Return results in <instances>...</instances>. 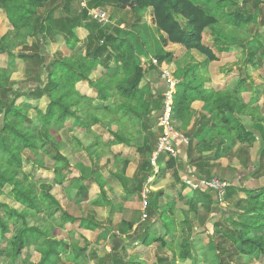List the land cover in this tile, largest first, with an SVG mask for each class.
I'll return each instance as SVG.
<instances>
[{"label": "trees", "instance_id": "1", "mask_svg": "<svg viewBox=\"0 0 264 264\" xmlns=\"http://www.w3.org/2000/svg\"><path fill=\"white\" fill-rule=\"evenodd\" d=\"M247 1L113 0L118 9H129L133 13L139 9L149 10L150 21L162 34V45L170 42L204 55L201 62L188 65L181 76L173 70V74L179 78L175 86L173 113L179 108L188 112L194 100L204 102L209 109L210 125L192 147L198 151L215 148L212 160L222 157L225 149H231L237 143L252 146L257 140L256 133L261 143L260 157L264 156V118L254 132L241 117L243 114L253 116L247 107L258 98L243 102L242 81L238 83V88L209 89V78L205 75L209 63L217 60V56L213 48L204 43L203 34L212 30L211 26L218 22L220 13L227 11L228 7L233 9L227 11L226 21L233 27L252 22L256 13L241 8ZM48 2L52 0H0V10L5 13L11 26L0 37V52L8 56L7 68L0 70V262L3 256L10 264L14 263L25 250L44 238L45 249L41 250L35 264H57L58 258L53 252L49 230L65 229L68 224L70 228L67 233L70 236L76 233L85 242L82 247L76 243L70 245L75 250L71 257L77 260L75 264L80 263L79 257L88 263L91 254L96 260L95 264H149L142 257L143 250H136L135 244L145 249L156 245L157 259L151 264H178L180 260H190L192 264H231L228 250L223 245L226 243L234 254L264 259V177L261 175L255 177L254 184L231 185L227 188L225 198L229 199L240 192L244 194L237 200L236 207L244 204L245 209L241 208L233 214L226 209L219 213L220 217L211 224V234L216 242L212 249L204 248L199 253L194 250L190 220L176 219L177 201H183L184 198L179 195L161 207L156 203L160 191L148 196L144 209L146 218L134 228V222L121 220L117 228L101 230L94 241L98 243L99 235L103 243L107 237L111 238L110 241L116 237L121 239L119 246L111 243L110 250L104 248L101 254L96 252V246L89 248L92 242L82 231H96L99 225L85 217L70 214L51 191V184L38 186L46 178H37L24 170V152L31 154L27 159L38 169H48L41 163V155L49 157L54 167L48 181L74 187L76 193L73 199L76 202L89 201L97 207L106 205L110 208V215L112 204L105 189L107 180L98 170L97 159L102 156L103 147L110 150L113 145L121 144L134 148L143 157L141 168L134 176L136 187L132 190L127 188L128 179L118 167L119 162L123 164L126 160L119 154L112 156L115 170L110 171L107 179H117L127 193L141 190L143 181L149 175L151 154L157 144L150 117L153 99L147 97L150 93L145 79L146 66L142 64L139 51L126 33L112 32L88 16V7L98 6L101 0H91L86 8H81L77 13L60 17H54L48 11L44 15L40 14L39 9L45 8ZM63 2V6L68 7L72 0ZM137 19L141 20L140 16ZM77 30L86 33L83 39L78 36ZM56 33L62 34L63 46L67 51L55 52L47 59L44 57L46 51L41 54L42 50L39 49H45L47 35L53 34L54 38ZM29 38L34 40L36 53L24 48ZM254 40L251 38L248 44ZM30 46L34 47L32 44ZM14 47H20V50L15 53ZM155 56L160 67H168L173 52L166 51ZM18 57L27 62L38 59L39 73L31 79L33 84L27 89L21 86L13 88L7 81L8 73L5 71L11 73ZM244 62L253 67L258 64V58L250 47L246 48ZM199 68L203 70V75L200 81L190 86L189 75L192 77L191 72ZM95 71L99 72V76L93 79L91 74ZM79 82H87L93 94L80 92L77 88ZM22 97H27V100L19 101ZM42 98L45 99V107L41 109L34 106L33 101ZM30 109L35 110L34 117L30 116ZM258 120L261 121L259 116ZM95 125L105 129L109 137L103 139L101 134L93 130ZM76 128L82 130V136H71L72 149L85 152L89 158L91 166L87 173L79 162L72 165L60 152L64 143L59 139V134L65 129ZM218 134L227 137L229 144L226 148L224 138H218ZM86 136L89 137L88 142ZM90 148L95 153V160ZM173 164L174 159L170 158L167 167L171 168ZM210 175V171H207L206 178H210ZM161 177L158 171L148 186L156 185ZM94 183L98 186V192L90 195ZM7 184L11 188L5 193ZM4 194L12 205L1 200ZM203 197L198 198L197 202H183L186 208L183 207L182 211L196 214L199 210L198 201L205 203L206 198H212L209 194ZM38 214H45L50 219L49 227L29 224V220ZM17 220H21V224L11 232L9 222L16 223ZM164 251L169 252L170 256L162 255Z\"/></svg>", "mask_w": 264, "mask_h": 264}, {"label": "rangeland", "instance_id": "2", "mask_svg": "<svg viewBox=\"0 0 264 264\" xmlns=\"http://www.w3.org/2000/svg\"><path fill=\"white\" fill-rule=\"evenodd\" d=\"M86 1L72 0L68 7H65L63 6V0H52L51 3L48 2L46 4L45 8L39 9V12L40 14L44 15L48 11L49 14H52L54 17H60L65 14L73 15L79 11L80 7H82L81 3H84ZM100 7V9L106 12L107 20L96 22H98L101 26L108 28L112 32L123 31V33L121 34L126 33L127 37L135 45L139 53L143 54L144 56H148L150 54L151 58H155V55L164 54L166 51H168L160 42L161 34L150 21L147 10L139 9L133 13L129 9H118L115 7L113 0H104L101 3ZM241 8L248 12L256 13V18L252 22L242 27L235 28L233 27V25H230L226 21L228 17L227 11L233 9L228 7L227 11L224 10L220 13L218 22L211 26L212 30L207 31L203 34V41L204 43L211 46L217 53L218 60L213 62V67L214 70L221 68L224 71L223 76H221L223 77L222 79H224V76H228L227 78L225 77V81L228 83V86L230 88H238V83L242 81V86L244 87V90L242 92H244L246 90V86L249 87L251 82L252 84H256L258 86V90H256V97L258 98V101L261 97L260 102L263 103L264 107V0H261V2L258 3L257 0H248L246 4L241 6ZM137 16H140L141 20H138ZM5 27H9V24L5 18V13L3 11H0V36H2V34L6 33V31L8 30ZM60 34L61 33H56L54 38L53 34L47 35L45 49H39L40 51L42 50L41 54H44V52L46 51L44 57H46L47 59L51 58L55 52L67 51V48L63 46V38L61 36L62 34ZM209 36L215 39H213V41H210ZM251 38H254L255 40L253 41V43L248 44V41H250ZM31 44L34 45V47H31ZM247 47H250L251 50L255 53V56L258 58V64L256 67H253L248 62H244L246 58ZM24 48H26L27 50L30 49L32 53H36V45L33 39L29 38L28 43H26V46H24ZM13 50L15 53H17L20 50V47H14ZM172 51L176 56L173 59H175L176 61L171 59V61H169L167 65L170 70H175L176 75L178 76L183 73V68L186 66L183 65L185 62H191L193 60L195 61L198 57H200V54L197 53V51L185 50L179 45L177 47H173ZM189 64L190 66H192L194 63L191 62ZM7 66L8 56L5 52H0V70L6 69ZM39 68L40 67L38 66L37 58L32 59L31 62H27L18 57L15 59V65L11 73L5 71V73H8L7 81L12 85L13 88L21 86L24 89H27L28 87L32 86L33 83H31V79L37 77ZM199 70L192 71V77L191 75H189L188 80L190 82V86H193L198 81H200L201 75H203V71L199 72ZM243 95L244 97H248V93H243ZM21 100L26 101L27 97H22L19 101ZM33 104L34 106H38L41 109H43L46 105L44 98L33 101ZM29 113L31 117H34L36 112L34 109H30ZM69 122L70 121H68V123ZM71 131L72 130L70 129L63 130L59 134V139L64 143V141L66 142V140L72 134H78V136H80L78 129H75L72 132ZM85 138L87 141H89L88 136H86ZM103 151L104 155L101 157L102 159L100 158L98 160V170L99 172L101 170L105 173L106 165H108L107 160L109 161L108 156H113V152L109 151V149L105 147H103ZM60 152L69 159L72 165L76 164V162H79L78 164L86 169V173L88 172L91 163L89 161V158L82 151L81 153L79 150L73 151L70 145L65 143ZM90 152L92 156H95V153L92 151V149ZM236 156L239 160H242L244 158L243 156L246 157L244 153L239 155L237 153ZM23 157L26 162L24 170L27 173L30 172L31 174L37 176V178H39L38 174H41L42 178H47L48 174H50V177H52V168L54 167V162L49 157L41 155V163L44 165V168L48 169H41L39 172L38 168H35L31 164L30 160L27 159V157H31V154L28 151L24 152ZM257 157V168L252 171L253 176L264 174V156L260 157L259 154ZM162 166L163 163L161 161L156 163L157 168H161ZM41 184H44L45 186H49V184H51V191L57 195V198H59L62 207L65 208L70 214L74 216L85 217L96 222L99 225L96 231H82L83 234L92 242L91 245H89V248L96 246V252L98 254H101L100 252H102L104 248L106 251L110 250L111 243L119 246V244L121 243V239L116 237L111 241V238L108 239L107 237L105 243H103L102 236L99 235L98 243L94 242L95 239H97L98 233L101 230H104V228H117L116 226L119 224V221L121 219L119 214H116L117 211H114L113 213L108 215L107 212L104 211L105 209L97 208L96 206L91 205L89 201L76 202L73 199L76 193V189L74 187H66L64 186V183L62 185H57L51 183L50 181H48V179H43L42 181H40L38 186ZM10 188L11 186L7 184L4 187V192L6 193ZM198 192L199 191H197V193ZM134 193L135 192H129L126 193L125 196L131 197V195ZM243 196L244 194L240 192L229 199L226 197L224 198V202L221 204L217 202L216 199L206 198L205 204L200 205L199 210L196 214L188 211L183 212L182 208H186L185 204L183 203V201H177L178 210L176 211V219L182 220L184 218H188L190 220L191 223H189V227L194 236L193 245L194 250L197 253L201 252L204 248H214L216 242L214 241V236H212L211 234V230L213 228L211 224L215 221L216 218L220 217L219 213L221 211H225V209L230 214L235 213L237 210H242L241 208L245 209L244 204L236 207L237 200H239ZM118 199L119 196L115 197L114 201L117 202ZM1 200L9 202V205L13 204L10 199L6 198L5 194L1 196ZM128 205L130 206V208H135L137 206V209L135 210H138L139 207H141V209L143 208V210L145 209V207L143 206L142 198L139 197V195L136 198V203L132 201V203H128ZM141 209L139 211H141ZM139 213L140 212H138L136 215L135 211L133 210L131 216H128L129 218H136L138 216V219H140L141 214ZM20 224L21 220H17L16 223L14 221L12 223L9 222L11 232H14L20 226ZM29 224H35L40 227L47 228L50 226V219L45 214H38L34 218H31L29 220ZM69 228L70 225L68 224L65 225V229L55 228L54 230H49L50 239L52 240L53 252L58 258V261L56 262L57 264H75V261L77 260L74 261L71 258L75 253V250L70 247V245L76 243L79 247H82L85 244L84 240L81 239L78 234L75 233L70 236L67 233ZM44 243V238L40 239L37 242V245L30 246L27 250L24 251V253L17 257L14 263L11 264L37 263L41 250L45 249ZM223 245L228 250V260L231 262V264H264V259H254L252 257L234 254L228 243ZM134 247L137 248L136 250H143L142 257L147 261V263L151 264L156 261V253H158L156 245H151L146 249L142 246L137 245H134ZM127 249L130 250V247H127ZM161 254L170 256V253L167 251H164V253ZM79 258V264H95L96 261L92 254L89 256L88 263L86 262V259L84 261H81V258ZM0 264L10 263L7 262V258L2 256ZM178 264L192 263L190 260H180L178 261Z\"/></svg>", "mask_w": 264, "mask_h": 264}, {"label": "crops", "instance_id": "3", "mask_svg": "<svg viewBox=\"0 0 264 264\" xmlns=\"http://www.w3.org/2000/svg\"><path fill=\"white\" fill-rule=\"evenodd\" d=\"M89 1L81 3L82 7H80L79 10L83 7L86 8L88 6ZM103 1L104 0H101V3ZM100 6L101 4H99L98 6L97 5L92 6L90 8H101ZM147 13L150 19V14H149L150 11L147 10ZM5 18H6V15H5ZM10 28L11 26L9 25V27H7L6 29L9 30ZM76 32H78V30ZM85 34L86 33L82 31L78 32V36L81 39L85 37ZM209 37H210L209 38L210 41H213V39H215V38H212L211 36ZM175 46L177 47L178 45L170 43V42H168V44L165 46L163 45V47L167 49L168 51H172L173 47ZM215 54L218 60V55L216 52ZM150 56H151L150 54L148 56H144L143 54L140 53L141 62L142 64L146 66V69H147L146 74H145L146 76L145 79L147 81V86L149 87V93H150V95L147 94V97H151L153 99L152 111H151V116H150L151 123L153 126V131L156 135V138H158L159 127L157 125V119H158V115L160 114V110L162 107L161 92L163 88L165 87V84L163 80L160 78L159 67L154 66L153 64L150 63V59H151ZM199 56L200 57H198L195 61L193 60L191 62L194 64L201 62L204 59V55L200 54ZM175 57H176L175 54H173L172 60H175L173 59ZM215 61L216 60L211 61L208 67L206 68L205 75L209 78L207 87L209 89H214V90H222L225 88H230L228 86V83L225 81L228 76H224V79H222L223 77H221L223 76L224 71L221 68L214 70L213 62ZM191 62L189 61L185 62L183 65L184 66L186 65V66L183 69H185L188 65H190L189 63ZM150 65L152 66L149 67ZM199 69H200L199 72L203 71L201 68ZM98 76H99L98 71H95L91 74V77L93 79ZM176 79L179 80V78L177 77ZM77 88L82 93L93 94L87 82H79L77 84ZM256 90H258V86L256 84H252V82L250 83L249 87L246 86V90L241 93V98L243 102L247 103L250 101L251 98L256 97ZM243 93H248V97L246 96L244 97ZM260 99L259 101L257 99L253 105H249L247 107L248 112H251L253 116L248 115V114L241 115L244 121V124L249 129L254 130V132H256L257 130L256 128H258V125L262 124L263 118H264V107H263V103L260 102ZM258 116L261 118V121L258 120ZM173 121H174L175 129L182 135V137L187 139V142H184L181 138L175 139L174 145L177 149L178 156L176 158H173L174 159L173 167L171 168L167 167L168 160L171 157L165 154H160L157 159V162L161 161L163 163V166L161 168L158 167L156 171L154 167L152 166V164L151 166L148 167L149 175L147 176V178L152 176L154 179V176L158 171L161 172L162 174V177L160 178V180L156 183V185L152 186V189L150 193L148 194L149 196V195L155 194L158 191L161 192V195L158 197L156 201L158 206L162 207L165 203H167L171 199L178 198L177 196L179 195L184 198L183 200L184 203L189 200H194L197 202L198 198H204L203 197L204 194H209L212 197V199H215L214 198L215 194L214 192H212V190H202V189L193 190L183 183L184 178H191L193 180H198L200 178H206L207 171H210V174H211L210 176H218V177H223L225 179H229L231 182V185H234V186H246L247 184H254L255 177L257 175L253 176L252 171L257 168V160H258L257 156L259 155L260 148H261V143L258 140L259 135L257 133H256L257 135L255 134V137L257 138V140L253 143L252 146L248 147L245 144L237 143L231 149H228V150L225 149L226 152L222 157H219L216 160H212L211 158L215 151V148L209 149V150L204 149L202 151H198L197 149L195 148L193 149L192 147L195 144V142L204 135V132L210 125L209 109L205 106L204 102L201 100L192 101L189 105V111L186 113L183 112L182 108H179L178 111L174 113ZM92 128L98 134H101L103 139H106L109 137L108 132L105 129H103L100 125H95ZM74 130L75 129H73L72 131ZM78 130H79L80 136H82V132H81L82 130L80 129ZM71 136L66 140V142L64 141V144L66 143L70 145V147L72 148L73 140ZM221 137H223L225 140V148H226V145L229 144V141L226 140L227 137L225 135L218 134V138H221ZM86 142L88 141L86 140ZM91 149L92 148H90V151ZM109 151H112L113 152V153L111 152L112 154L121 155V157H123L126 160V162L123 164L122 162H119L118 167L120 168L121 174L128 179L127 188L129 190H132L137 185V182L134 179V176L141 168L143 157L138 152H136L134 148L123 147L121 144L113 145ZM83 153L85 154V152ZM237 153L238 155L244 153L246 157L243 156L244 158L242 160L241 159L239 160L236 156ZM103 155H104V151H103L102 156ZM94 158H96V156H94L93 159ZM100 158L97 159V162ZM198 158H201V159L199 160ZM108 159H109V161L107 160L108 165H106L107 170L105 169V173L100 170V173L102 177L105 180H107L105 189L107 190L108 198L111 200V204H112L111 213H113L114 211H117L116 214H119V216L121 217L119 223L121 222V220H128V221L134 222V225H133V228H134L139 223V221H142V214L144 210L143 208L141 209V207H139L138 210H135L137 209V206L135 208H130L128 203H132V201L136 203V198L138 197V195L139 197L142 198V190L147 185V179L146 181H143L141 190L135 191V193L132 194L131 197L125 196L127 192L123 190L121 184L117 181V179L115 180L112 179V181L107 179L110 171L115 170V163L113 162L112 156L110 157L108 156ZM40 170L41 169H38V172ZM261 176L264 177V174H262ZM38 177L42 178L41 174H38ZM48 177H50V174L47 175L46 179L51 178V177L50 178ZM197 191L199 192L197 193ZM97 192H98V186L97 184L94 183L91 186L89 193L90 195H93V194H96ZM117 196H119V199L117 200V202H115L114 198ZM148 196L146 200H148ZM142 202H143V198H142ZM197 204L200 207L201 204L204 205L205 203L203 201H198ZM97 208L105 209L104 211H106L107 214L109 215L110 208L108 206L104 205V206H99ZM140 209L141 211H139ZM133 210L135 211L136 215L138 212H140L139 213L141 214L140 219H138V216L136 218H129ZM115 232L117 233V230Z\"/></svg>", "mask_w": 264, "mask_h": 264}, {"label": "built area", "instance_id": "4", "mask_svg": "<svg viewBox=\"0 0 264 264\" xmlns=\"http://www.w3.org/2000/svg\"><path fill=\"white\" fill-rule=\"evenodd\" d=\"M88 16H90L95 21H106V12L100 8H88ZM150 62L159 67L160 78L163 80L165 87L161 92V103L162 107L160 114L158 115L157 125L159 127V135L157 138V144L155 150L151 154L150 162L154 169L157 171L156 163L158 156L160 154H165L171 158H176L178 156L177 149L174 145L176 138H181L184 142L187 139L182 137V135L175 129L174 126V94L175 86L178 82L173 70L168 67L159 66V62L156 58H151ZM153 177L147 178V185L142 190L143 206H146V198L150 193L152 187L148 186V182H151ZM183 183L189 188L202 189V190H212L215 192V199L220 204L224 202L226 190L231 186L229 180L222 179L218 176H211L210 178H200L198 180H193L191 178H184ZM146 218V214L143 212L142 220Z\"/></svg>", "mask_w": 264, "mask_h": 264}]
</instances>
